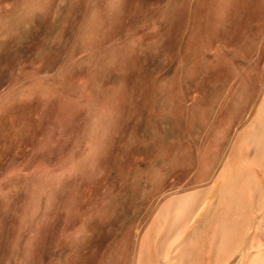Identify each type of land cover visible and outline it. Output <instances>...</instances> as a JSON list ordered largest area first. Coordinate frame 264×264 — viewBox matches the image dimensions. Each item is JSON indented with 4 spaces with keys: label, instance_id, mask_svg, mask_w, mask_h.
Returning <instances> with one entry per match:
<instances>
[{
    "label": "rangeland",
    "instance_id": "obj_1",
    "mask_svg": "<svg viewBox=\"0 0 264 264\" xmlns=\"http://www.w3.org/2000/svg\"><path fill=\"white\" fill-rule=\"evenodd\" d=\"M263 221L264 0H0V264H194Z\"/></svg>",
    "mask_w": 264,
    "mask_h": 264
},
{
    "label": "crops",
    "instance_id": "obj_2",
    "mask_svg": "<svg viewBox=\"0 0 264 264\" xmlns=\"http://www.w3.org/2000/svg\"><path fill=\"white\" fill-rule=\"evenodd\" d=\"M257 226L251 231L240 234L241 236H234V232L231 230L232 225H228L230 232L224 237V241L218 245L216 236L207 232L204 236L198 238V242H192L189 245L181 246L188 249L197 250L198 254L195 257L194 264H217L216 248L223 245V264H264V221L259 222ZM149 238V237H148ZM154 238V237H150ZM149 238V239H150ZM159 238V237H158ZM155 241H149V247H151L152 263L154 264H166L157 262L154 252L157 251ZM148 247V248H149ZM178 264H185L182 260L178 261Z\"/></svg>",
    "mask_w": 264,
    "mask_h": 264
}]
</instances>
